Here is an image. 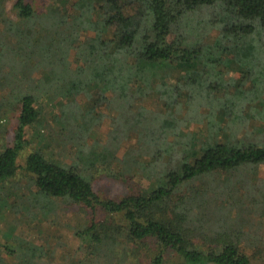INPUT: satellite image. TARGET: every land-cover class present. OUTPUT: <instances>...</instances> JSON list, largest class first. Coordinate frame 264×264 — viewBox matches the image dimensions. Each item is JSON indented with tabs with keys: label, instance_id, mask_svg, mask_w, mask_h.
I'll use <instances>...</instances> for the list:
<instances>
[{
	"label": "trees",
	"instance_id": "obj_1",
	"mask_svg": "<svg viewBox=\"0 0 264 264\" xmlns=\"http://www.w3.org/2000/svg\"><path fill=\"white\" fill-rule=\"evenodd\" d=\"M47 1L15 0L12 18L0 0V134L18 120L0 188L21 169L33 181L0 264H253L264 0ZM100 173L142 187L105 198ZM62 205L87 222L65 225ZM40 218L54 243L34 235Z\"/></svg>",
	"mask_w": 264,
	"mask_h": 264
},
{
	"label": "rangeland",
	"instance_id": "obj_2",
	"mask_svg": "<svg viewBox=\"0 0 264 264\" xmlns=\"http://www.w3.org/2000/svg\"><path fill=\"white\" fill-rule=\"evenodd\" d=\"M14 1L15 0H7L6 2L7 11L12 18H16L15 12L13 11ZM35 1L39 11H44L46 9V5L48 3L47 0ZM17 122V113H13L8 116V121L6 122L7 132H5V134H0V149H4L13 143L15 125ZM28 139L34 144L33 149H37L40 146V143H38L40 139L38 138V131L36 128L30 129ZM29 153L30 151L27 150L20 158L19 164L21 168L25 166V159ZM93 177V186L95 190L100 194V196L105 198L118 200L125 197L130 192L139 190L142 187L140 180L138 179L132 181L116 180L109 178L106 175H102L101 173L96 175L94 174ZM259 177H264V167L259 168ZM248 185L252 184H246L244 186L246 187ZM31 188H33L32 177L22 169L13 180L9 181L2 188H0V242H5L12 234L18 233V229L13 228L15 225L12 218L14 217L13 209L26 205L28 198L31 196ZM58 213L60 215H65L64 218L67 219L65 225L67 226L73 222L80 226L86 223L88 219L87 214L80 211L79 206L62 205V207L59 208ZM99 217H104L103 212L99 211ZM30 221H32V219ZM38 222L39 226L34 235L41 237L42 239L48 238L52 243H54L56 241V237L60 233L59 228L55 225H50L49 222H46L41 218ZM67 231L71 232L69 230ZM259 233L264 235V218L263 228H261ZM24 234H27V232H24ZM257 250L258 249L248 248L247 253H250L249 255L253 257V264H264V245L261 246L259 251ZM172 257L173 256L169 257L170 261Z\"/></svg>",
	"mask_w": 264,
	"mask_h": 264
}]
</instances>
